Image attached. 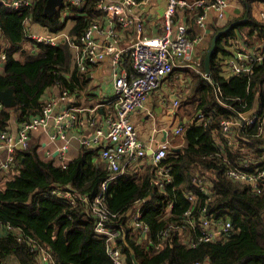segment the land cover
<instances>
[{
    "label": "trees",
    "instance_id": "1",
    "mask_svg": "<svg viewBox=\"0 0 264 264\" xmlns=\"http://www.w3.org/2000/svg\"><path fill=\"white\" fill-rule=\"evenodd\" d=\"M98 1L86 0L82 7L70 8L74 19L68 30L71 36L78 38L92 21L104 17L96 9ZM246 1L248 18L218 38L210 80L191 73L190 86L180 101L188 116L185 126L182 124L184 143L171 144L160 162L151 159L142 167L137 165L139 170H128L108 186L107 223L125 233V241L118 242L127 264H264V184L256 190L229 173L236 169L258 175L264 168V134L260 133L264 126V59L248 73L228 75L222 69L237 42L244 48L264 45L260 44L264 43V20L250 10L252 2L264 0ZM46 3L35 0L31 6L15 9L0 2V53L7 52L0 88L13 86L17 101L13 107L0 101V133L8 130L13 115L23 122L39 114L50 87L59 84L72 93L79 87L78 78L86 74L75 63L68 42L49 45L27 37V16L50 31L65 27L69 15L63 16L60 9L47 14ZM207 49L198 62L203 71ZM201 111L205 119L197 122ZM253 111L258 115L253 124L234 123L227 134L223 132L222 120L238 121L241 113ZM39 146L29 142L18 149L15 164L0 171V264H11V260L14 264H40L41 248L49 251L56 264H110L105 240L95 233L90 205L110 174L99 160L100 146L82 143L78 154L63 165L44 158ZM251 165L257 169H248ZM156 178L162 180L160 186ZM199 178L205 180L208 192L200 189ZM55 187L70 190L73 199L47 194ZM137 209L148 227L147 235L135 229ZM204 217L230 220L232 229L215 240H198V223ZM7 224L18 229H8ZM185 230L195 236V245L183 244ZM164 233L169 240L156 250L154 244L165 238Z\"/></svg>",
    "mask_w": 264,
    "mask_h": 264
},
{
    "label": "built area",
    "instance_id": "2",
    "mask_svg": "<svg viewBox=\"0 0 264 264\" xmlns=\"http://www.w3.org/2000/svg\"><path fill=\"white\" fill-rule=\"evenodd\" d=\"M34 1L0 0L5 6L15 9L31 6ZM149 1L99 0L96 4V9L101 10L105 14L104 17L92 21L78 38L71 36L69 31H66L64 28L58 31H37L34 29L36 24L40 26L45 25L35 22L28 16L24 21L27 37L35 42L49 45L68 42L73 50L74 60L82 71L86 70L87 64L100 61L105 53L114 54L113 83L115 96L112 101L114 112H107L108 126L105 131L99 130L94 138L83 141L88 146L103 143L100 157L106 162L110 171L108 177L100 183L99 191L90 203L95 217L94 230L97 235L103 237L105 240V251L111 260L110 264H127V262L125 253L118 242L119 239L125 240L124 231L116 228V226H109L107 223L109 218L108 208L105 203L107 189L117 176L127 173L126 163H122L124 158L130 159L129 164H131L138 162L147 153V147L140 139L139 131L131 119V113L145 105L150 93L160 85L166 75L174 71L176 66L189 64L192 59V51L198 39L197 37H190L188 35V27L183 21H176L174 19L177 6H184L187 2L186 0H168L162 17V33L158 35H146L145 18L141 14V10ZM85 2L86 0H63L62 9H59L63 16L69 15L66 19L67 21L73 15V12L70 13V8L72 6L80 8ZM194 3L202 6L204 10L214 8L217 15L221 17L225 15L226 8L229 5L228 0H212L210 4H207L206 0H195ZM113 21H116L121 27V34L127 35L126 32L130 34V31H132L133 35L130 34V36H133V39L128 43L121 44V35L112 26L111 22ZM195 21L199 25H206L204 11L196 17ZM1 32L2 26L0 23V34ZM97 32L105 34L109 38L106 43H100L95 40ZM242 45L244 44H239L234 54L227 59L228 75L248 73L256 63L264 59V45L260 48H244ZM121 55H124L130 62L131 70L122 67ZM6 58L7 52L2 51L0 53V71L4 68ZM195 70L210 80V75L205 71L198 68H195ZM187 85L181 80V83L170 94V104L168 107L170 115L175 116L180 104V97L185 92ZM59 99L64 101L65 107L54 115L55 129L50 135V139L52 141L61 140L57 149L61 152L62 156H65L70 141L68 132L75 124L77 115L74 112V106L71 104L70 92L61 89ZM42 102L43 105L40 113L21 122L17 135L13 136L7 130L0 133V151H5V156L0 158V171L7 170L13 166L17 150L29 144L31 132L47 124L51 112L54 110L55 100L43 99ZM257 118L258 115L254 111L253 113L243 112L240 114L238 121H234L233 119L222 120V130L227 134L229 127L234 123L250 125ZM204 119L205 113L203 111L197 113V122H202ZM162 129L168 130L166 127H162ZM182 131L183 126L179 125L175 127L176 133ZM260 133L264 134V126L261 127ZM103 139H106V141ZM170 145L169 139H164L157 145L152 155L153 163L160 162L167 155ZM248 169H257V167L251 165L250 167L248 166ZM229 173L236 178L251 183L256 190H259V185L264 184V168L258 171V175H250L236 169H231ZM204 181L203 178H199L197 183L201 190L208 192L209 189L205 188ZM155 183L160 186L162 180L156 178ZM47 194L64 196L71 199L74 196L70 190H63L57 187L51 188ZM190 199L194 200V196L191 195ZM141 216L140 209H137L134 213L135 229L138 231V234L147 235L148 227L140 220ZM198 224L200 228L198 240L203 241L220 238L232 229V222L223 218L209 219L204 217ZM1 225L2 222H0ZM7 228L15 230L17 227L7 224ZM162 236L165 238L156 241L154 244L156 250L163 249L169 240L167 233H164ZM195 240V236L190 235L189 244L195 245ZM39 261L40 264H56L52 255L44 248L40 249ZM193 264L204 263L195 262Z\"/></svg>",
    "mask_w": 264,
    "mask_h": 264
},
{
    "label": "crops",
    "instance_id": "3",
    "mask_svg": "<svg viewBox=\"0 0 264 264\" xmlns=\"http://www.w3.org/2000/svg\"><path fill=\"white\" fill-rule=\"evenodd\" d=\"M186 1L187 2L184 6H177L174 19L176 21H183L187 25V32L190 37L198 38L191 54L192 59L191 61L189 60L190 62L187 65L176 66L174 71L166 75L160 85L150 93L145 105L131 113V119L139 131L140 139L147 147V153L143 158L138 160V162H133L131 164H129L130 159L124 158L122 163H126L127 172H129L128 170H139L136 169L137 165L142 167L144 164H148L153 157L152 155L154 149L164 139H169L171 144H174L173 139L175 138H181V140L184 141V137L182 136L183 131L176 133L175 127L179 125L182 126V124L184 125L186 123V120L188 119V116L186 115V108L180 104L176 110L175 116L170 115L168 112L170 104L169 96L182 80L188 84L185 92L180 97V101H182L191 83V73L196 72L195 68L200 69L198 67V62L200 63L201 57L206 48H208L207 51L209 50L213 36L217 31H219H216V29L224 26L231 20L234 21L244 19L245 17H241L244 13L243 9H246L245 12L247 9L249 10L246 0H228L229 5L226 8L225 15L221 17L217 15L214 8L204 10L202 6H198L194 3L195 0ZM206 1L207 4H210L212 0ZM167 2L168 0H150L141 10V14H143L145 18L146 35H158L162 33V17L167 7ZM250 10L258 19L260 18L261 20H264V1L252 2ZM203 11L205 13L206 25H199L196 23L195 19L198 15L202 14ZM73 23L74 19L69 18L66 21L64 29L68 31ZM105 23H107V21H105ZM111 24L121 35V44L128 43L133 39V36H130V34L133 35L132 31H130V34L126 32L127 35H123L120 32L121 27L116 21L111 22ZM34 29L42 31L43 26L36 24ZM108 39L109 38L105 34L100 32H97L95 35V40L100 43H106ZM237 44L240 43L237 42ZM121 57L122 67L131 70L132 67L130 62L124 55H121ZM113 63L114 54L105 53L100 61L87 64L86 70H84L86 72L85 76L78 78L79 87L77 90L70 93L72 99L71 104L74 106V112L77 115V120L68 132L70 141L69 148L65 156H62L61 152L57 149L61 140L52 141L50 139V135L55 129L54 115L65 107L64 101L59 99L61 91L60 85H53L45 92L43 99L55 100L54 110L51 112V116L49 117L47 124L44 127L32 131L29 139L30 143L38 142L40 144L39 151L44 158L54 159L57 164L63 165L78 154L79 147L85 139H92L99 130L105 131L107 129V112H114V104L112 102L115 96ZM222 65V69L224 70L223 73L227 74L228 66H224V64ZM85 80L87 81L85 82V85H83V81ZM155 107H160L161 112L156 113ZM20 126L21 122L16 120V116L13 115L7 131L15 136L17 135ZM162 127H166L168 130H164ZM170 132H172L175 136L170 138ZM103 140L106 141V139ZM96 145L100 146L101 151L103 143ZM149 151H152V153L149 154ZM4 156L5 151H0V158ZM98 156L99 160L107 167L106 162L100 157V154Z\"/></svg>",
    "mask_w": 264,
    "mask_h": 264
},
{
    "label": "water",
    "instance_id": "4",
    "mask_svg": "<svg viewBox=\"0 0 264 264\" xmlns=\"http://www.w3.org/2000/svg\"><path fill=\"white\" fill-rule=\"evenodd\" d=\"M62 3H63V0H47V3L45 5V12L49 15L56 13L59 10ZM248 14H249V10L247 9L244 19H238V20L231 22L227 27H225L224 29H220L213 36L211 46H210L209 50L207 51V53L205 55V59H204L205 71L207 74L210 73L211 57H212L214 49L217 45V41H218L219 36L222 33H225L226 31H228L235 24H237L240 21H243L246 18H248ZM0 101L4 104L5 107H13L16 105L17 101H16V96L14 94V87L13 86H9L6 89L0 88ZM151 153H152V151H149V154H151Z\"/></svg>",
    "mask_w": 264,
    "mask_h": 264
},
{
    "label": "rangeland",
    "instance_id": "5",
    "mask_svg": "<svg viewBox=\"0 0 264 264\" xmlns=\"http://www.w3.org/2000/svg\"><path fill=\"white\" fill-rule=\"evenodd\" d=\"M245 8L243 9V11H244V13H246L245 12ZM244 13L241 15V17L242 16H244ZM69 23H70V21H69ZM43 32H47V31H50L48 28H47V26H43V30H42ZM237 46H238V44L236 43L232 48L233 49H237ZM235 51V50H234ZM56 85H59V84H56ZM60 89H62V86L60 85ZM155 111H156V113H160L161 112V108L159 107V108H157V107H155ZM175 135L172 133V132H170L169 133V137L170 138H172V137H174ZM171 143V142H170ZM173 143L174 144H183L184 143V141L183 140H181V138H178V139H173ZM190 231L189 230H185V231H183V233H182V242H183V244H185V245H188L189 244V237H190ZM13 260H15L16 262H17V260L16 259H13ZM9 262H11V264H14V262L13 261H9Z\"/></svg>",
    "mask_w": 264,
    "mask_h": 264
},
{
    "label": "flooded vegetation",
    "instance_id": "6",
    "mask_svg": "<svg viewBox=\"0 0 264 264\" xmlns=\"http://www.w3.org/2000/svg\"><path fill=\"white\" fill-rule=\"evenodd\" d=\"M244 17H245V15H244Z\"/></svg>",
    "mask_w": 264,
    "mask_h": 264
}]
</instances>
